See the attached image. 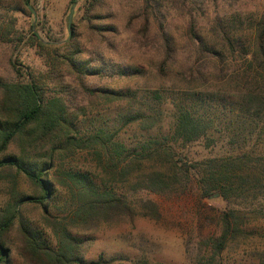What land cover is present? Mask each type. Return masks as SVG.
I'll list each match as a JSON object with an SVG mask.
<instances>
[{"label": "trees", "instance_id": "16d2710c", "mask_svg": "<svg viewBox=\"0 0 264 264\" xmlns=\"http://www.w3.org/2000/svg\"><path fill=\"white\" fill-rule=\"evenodd\" d=\"M19 1L30 7L31 0ZM84 3L91 12L103 0ZM239 19L235 13L216 14L209 39L190 27L185 85L170 98L172 126L160 133L164 92L89 87L85 79L102 72L77 60L74 44L47 46L31 25L27 33L14 30L0 0V42L17 45L28 37L45 59L46 76L68 77L73 83L53 91L40 75L14 64L15 79H0V176L13 170L39 189L37 195L11 189L1 206L0 264H10L11 244L24 264H102L84 260L85 233L99 224L158 219V205L139 194L182 190L192 179L200 198L217 194L239 204L218 211L215 232L200 239L186 264H234L229 256L240 251L247 253L248 264H264V10L247 25L249 35L242 34ZM161 37L163 48L170 51L159 64L164 68L172 60V42L164 32ZM135 73L123 70L121 75ZM76 95L86 97V104L75 105ZM116 102L132 111L118 112L112 121L87 116V110ZM130 126L139 133L157 132L127 144L122 133ZM196 141L206 148L222 142L227 150L193 161L176 150V145ZM80 157L83 164L77 165ZM57 188L64 192L50 209L47 203ZM26 202L42 206L51 240L23 217L21 205ZM12 232L17 243L9 240ZM137 263L148 264L142 258Z\"/></svg>", "mask_w": 264, "mask_h": 264}, {"label": "rangeland", "instance_id": "374dc122", "mask_svg": "<svg viewBox=\"0 0 264 264\" xmlns=\"http://www.w3.org/2000/svg\"><path fill=\"white\" fill-rule=\"evenodd\" d=\"M74 2L31 0L29 5L34 9V20L30 8L19 0H2L4 8L13 18L14 30L27 33L31 25L41 43L47 46H63L67 42L74 44L79 50L75 58L90 62L91 67L102 72L85 79L89 87L140 91L158 89L164 92L166 102L162 105L163 119L158 127L160 133L168 132L172 126L174 119L170 98L180 93L185 85L182 73L186 68L189 48L192 47L187 36L190 27H195L203 37L209 39L212 18L216 14L222 17L235 13L241 18L242 34L249 35L247 25L264 10V0H149L148 5L143 0H103L91 12H86L84 0ZM73 5L72 23L68 30L67 19ZM163 32L169 35L172 42V60L164 68L159 64L163 58L170 56V51L163 48ZM27 38L17 45L0 42V79H15L12 70L14 64L40 75L44 84L53 91L60 84L73 85L68 77L46 76L45 59ZM134 69L135 74L121 75L123 70L130 72ZM86 101V97L78 95L73 98L75 105ZM131 111L128 104L116 102L87 110V116L93 121H112L116 113ZM155 132L156 129L139 133L135 126H130L124 129L122 138L131 144L138 137H147ZM176 150L193 161L221 155L227 148L222 142L206 148L202 141H196L182 147L176 145ZM82 158L74 163L83 164ZM89 164L91 162H85V165ZM52 173L53 170L49 179L54 182ZM11 189L27 195L39 194L34 184L20 174L15 175L12 170L6 177L0 176V208L8 199ZM63 192L64 189H55L52 200L47 203L50 209L54 204H59ZM139 195L158 205L160 217H136L132 224H99L93 232L84 234L89 238L82 248L86 262L136 264L142 258L148 264H186L200 239L215 232L218 211L232 208L234 203L239 204L237 201L226 202L218 196L200 198L194 179L182 190L171 193L144 191ZM21 213L31 226L41 228L51 240V232L42 222L41 205L26 202L21 205ZM9 240L17 243V234L10 233ZM10 248V264H24L15 254L12 244ZM246 254L244 251L230 254L229 260H235L234 264H248Z\"/></svg>", "mask_w": 264, "mask_h": 264}, {"label": "water", "instance_id": "95a60500", "mask_svg": "<svg viewBox=\"0 0 264 264\" xmlns=\"http://www.w3.org/2000/svg\"><path fill=\"white\" fill-rule=\"evenodd\" d=\"M78 0H75L74 4L77 2ZM32 14H33V19L35 20V12H34V9L29 7ZM73 9H74V5L71 7L70 9V12H69V15H68V19H67V28L68 30L70 29L71 27V23H72V13H73ZM218 195L217 194H214L212 195L211 197H217Z\"/></svg>", "mask_w": 264, "mask_h": 264}]
</instances>
